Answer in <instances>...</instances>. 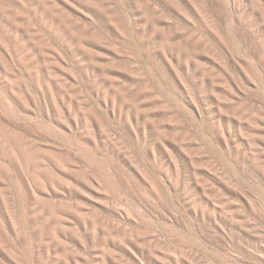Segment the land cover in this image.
I'll return each instance as SVG.
<instances>
[{
	"label": "rangeland",
	"instance_id": "374dc122",
	"mask_svg": "<svg viewBox=\"0 0 264 264\" xmlns=\"http://www.w3.org/2000/svg\"><path fill=\"white\" fill-rule=\"evenodd\" d=\"M0 264H264V0H0Z\"/></svg>",
	"mask_w": 264,
	"mask_h": 264
}]
</instances>
